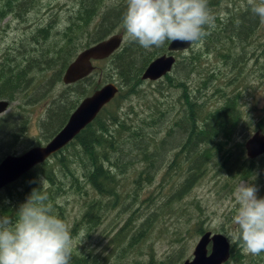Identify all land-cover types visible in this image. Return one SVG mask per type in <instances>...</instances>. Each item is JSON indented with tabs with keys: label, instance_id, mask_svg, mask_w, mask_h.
<instances>
[{
	"label": "trees",
	"instance_id": "16d2710c",
	"mask_svg": "<svg viewBox=\"0 0 264 264\" xmlns=\"http://www.w3.org/2000/svg\"><path fill=\"white\" fill-rule=\"evenodd\" d=\"M34 1L36 0L30 2L0 0V22L6 16L14 15L20 18L21 12L17 13V10L21 6H24L23 12L31 9L29 6ZM220 1L208 0V6L215 17V26L207 29L209 34L203 42H197L198 51H193L192 47L188 49L189 57H184L182 63L184 68L182 71L185 70L187 77H190L197 70L196 67L199 66L202 57L209 54L222 59L231 75L222 78L224 84L212 87L211 95L217 97L216 103L207 106L203 100L210 83L218 80L213 74L203 77L201 87L193 89L189 87L187 81L184 83L179 80L173 81L169 73L162 77L167 81L169 89L175 88L179 93L176 97L180 105L179 111L175 112L176 117L173 118L171 125H167L163 131L167 137H171L176 131L182 137L179 142H174L177 149L162 176L163 185L178 179L176 187L170 193L174 201L186 195L203 177L212 158L220 161L219 166L223 174L226 173L231 179L229 186H226L225 182L222 185V190L227 189L228 194L236 189L237 182H251L257 175L256 172L264 168L262 161L258 167L256 165L258 160L264 158V153L254 159L243 157L242 160H238L239 156L232 157V151L227 149L226 143L231 140L235 129L248 115L247 111L245 115L241 111L243 106L241 92L248 88L247 77L251 75L253 78L264 80V54L253 52L250 57L252 59L255 56V59L249 65L251 68H248L251 60L248 62L244 59L245 55L241 57L242 54L232 52L247 43V37L249 41L254 36V26L261 18L252 12L255 5L231 9L226 18H221L216 10ZM75 7L76 11L74 10L73 15L67 20L65 30L61 31L59 42L49 47L47 52H40L42 56L37 58L30 52L20 55L16 52L17 47H14L13 52H2L3 58L0 60V100H7L8 107L18 102L15 115L7 111L0 115V129L8 126L13 118H20L17 127L9 130V135L7 134L4 141L0 142V160L6 154L16 153L18 143L24 145L23 150L46 143L62 127L78 101L100 87L110 77L101 74L99 82L94 79V76L101 72L97 68L98 64L109 62L113 66L117 80L116 96L102 107L93 121L79 131L66 146L0 190V216L7 214L13 218L19 206L25 203L34 191L45 195L55 214L64 221L66 211L63 200L68 198V195L78 200L82 199L84 211L71 229L72 232L77 230L75 226H83L86 231L93 230L100 224L105 211L118 205L121 207L128 196L130 200L135 201L140 187L152 184V175L158 171L153 162L159 160L161 154L158 150L162 149L163 142H166L163 139L157 141L156 136L160 134L161 125L168 122L165 121L168 117H164L159 110L161 114L154 116L149 113L144 116L140 113L136 115L131 110L124 113L120 107L126 96L138 95L136 87L142 83L140 80L142 71L149 61L166 51L168 42L149 51L130 40L122 41L120 48L106 59L92 63L93 69L87 77L70 85L63 84L59 94H50L53 85L49 86L48 79L42 81L46 83L47 91L40 94L36 92L39 84L31 83L36 76L40 75L44 79V74L47 73L50 85L62 84L63 69L71 62L77 50L85 49L87 45L124 30L122 17L126 10V0L113 4H106L105 0H78ZM95 20L97 21L94 22ZM47 27H37L32 35L31 40L37 46L41 45L39 42L46 43L45 41L51 37ZM260 44L264 46V43ZM18 46L22 47V43L19 42ZM257 54L261 56L258 57ZM180 55L181 53H175V56ZM177 66L178 62L175 61L172 67ZM42 100L46 104L43 106V118L38 123L39 134L34 137L28 136L26 134L28 123L21 115L22 106H33ZM210 106L214 107L209 108ZM259 113L261 115L258 114L256 128L264 134V104L259 108ZM242 148L238 146L239 150ZM232 158L237 159L236 162ZM139 163L142 167L135 171L134 166ZM130 166L134 174L132 179L127 175ZM128 178L131 179L128 183L129 191L124 194L121 189L125 186L121 181ZM94 195L99 198L98 202L94 200ZM149 221L150 217L142 220L136 235L130 237L133 228L125 235L130 228L128 220L111 236L110 245L130 252V249L143 239ZM203 231L198 228L196 234L200 235ZM230 247L228 260L224 264H228V261L242 262L245 256L238 251V247L234 244ZM71 257V264H97L88 254L71 252ZM251 261L257 264L253 259ZM159 264L170 262L160 261Z\"/></svg>",
	"mask_w": 264,
	"mask_h": 264
},
{
	"label": "rangeland",
	"instance_id": "374dc122",
	"mask_svg": "<svg viewBox=\"0 0 264 264\" xmlns=\"http://www.w3.org/2000/svg\"><path fill=\"white\" fill-rule=\"evenodd\" d=\"M78 0H36L34 3L30 4L29 10L23 12V7L21 6L18 12H21L20 18L12 15L3 17L0 22V60L2 57V52H13L14 47H17L16 52L20 55H25V53H34L37 58L42 56L41 53L47 52L48 48L52 45L54 46L60 40L61 31L66 27L67 20L73 15L74 10L76 11L75 5H77ZM123 0H105L106 4L121 2ZM30 2V0H27ZM262 0H221L220 5L216 10H218L221 18H226L229 11L238 7H251L261 3ZM25 5V4H24ZM23 12V13H22ZM95 20L94 22H96ZM254 26V36H252L249 41L248 37L246 42L240 46L239 49L232 50L233 53H239L245 55L248 62V66L252 64L255 56L252 57L253 52H259L264 54V46L259 43H264V19L259 20ZM50 24V25H49ZM47 25L49 27H47ZM37 27H47L49 29V35L51 36L46 43H41L37 46L33 40H31L32 35L35 33ZM65 30V29H64ZM118 33V32H116ZM122 41L128 42L129 39L126 35L125 30L122 31ZM53 38V39H52ZM19 42L22 43V47H19ZM249 42V43H248ZM83 44V43H81ZM199 44L192 43V50L198 51ZM21 48V50H20ZM80 50H77V53ZM41 52V53H40ZM260 57V54H257ZM260 55V56H259ZM178 66L176 68L172 67L169 72V76L173 77V81L178 82L184 81L191 89L194 87H201V81L203 77H207L209 74H213L218 80L210 83L208 89H206L205 104L213 105L217 101L215 95H211L212 87L216 85H222L225 81L222 79L224 76L231 75L228 72L227 66L222 62V59H218V56L213 57L212 55H207L202 57L199 61V66L197 70L190 76L187 77L185 70L182 71V63L184 57L188 56V50L181 52L180 56H175ZM101 72L95 77L96 81L99 82L101 74H107L110 77L103 83H115L117 84L116 77L114 75L113 66L109 63L100 62L97 66ZM248 68H251L249 66ZM44 79L42 77L36 76L34 80H31L33 85L39 84L36 87V92L38 94L47 91L46 83L42 82L48 79V84L51 87L50 94L57 95L63 89V84L49 82V74H44ZM248 83L247 89L242 90L241 100L243 102L242 114L247 111V116L242 120V123L238 128L235 129L234 135H232L231 140L227 141V149H231L232 157L239 158L242 160L245 157V150L238 149V146L243 147L244 142L248 139L252 133L258 131L256 128V120L259 113V108L264 104V80H259L257 77L253 78L251 75L247 77ZM138 85L137 91L138 95L131 97L126 96V98L121 103V110L129 111L133 113L143 114L144 116L152 113L154 116L157 114H163L164 117H168L165 124L160 127V134L156 136L157 141L164 140L163 148L158 150L160 158L158 161H154V166H157L155 173H153L152 184L150 186H141L140 190L137 192L136 200H130L129 196L126 197L122 206L119 205L114 209H109L105 211L104 217L100 224L93 230L86 231L83 226H75V232H72L73 240L71 245L72 253H84L88 254L91 258L96 260L97 264H159L160 261L169 260L170 264H181L184 260L191 257V251L200 237L196 234L197 229H203L204 232L209 231L211 233H221L227 238L229 245L234 244L238 247V251L243 254L245 259L240 264H253L251 259L257 264H264V253L259 255H253L246 251L242 242L238 239V229L234 224V216L236 215L239 204L235 198V192L237 186L242 182L254 183L258 188V197H264V168H260L256 172L257 175L250 181H240L236 183V189L231 193H227V189L222 190V185L225 182L226 186H229L231 179H229L226 173L223 174V170L219 166L221 163L218 159H211L206 167V172L203 177L195 183L189 189L188 193L184 195L181 199H174L171 197L170 193L174 190L175 181H171L168 185L162 184V176L166 169L168 162L172 161L174 157V152L177 149V145L174 142H179L182 138L181 134L177 131L174 132L171 137L164 136L163 131L167 125H171L173 118L176 117L175 112L179 111V106L176 100L179 94L175 88L169 89L167 86V81L164 78H159L157 81H142ZM30 83V84H31ZM49 87V88H50ZM124 95V94H123ZM73 98V97H71ZM70 98V99H71ZM201 98V97H200ZM14 102L6 109L7 112L15 115L17 112L16 104ZM45 102L42 100L33 106H22L23 113L21 114L27 121L26 134L32 137L39 134L38 123L42 120L43 106ZM216 106V105H214ZM214 106H210L212 108ZM161 111V113L158 112ZM41 116V117H40ZM19 118V117H18ZM13 118L12 121L7 124L4 129H0V142L9 135V130H13L19 124V119ZM260 130V129H259ZM181 137V138H180ZM223 142V141H222ZM238 145V146H237ZM24 145L18 143L16 147V153L11 155H17L22 153ZM232 158V160H233ZM260 159V158H259ZM157 160V159H156ZM237 160V159H235ZM233 160V161H235ZM264 164V158L258 160L257 167ZM236 162V161H235ZM235 162H232L235 164ZM132 166L129 167L130 178L134 175L132 173ZM134 170H139L142 166L136 164ZM132 179V178H131ZM131 179H124L121 182L124 184V188L121 190L126 192L129 191V182ZM128 184V185H127ZM161 186V187H160ZM94 200H99L95 195ZM81 200L75 199L68 195V198L63 200L65 204L66 218L65 222L72 229L74 224L77 223L81 214L84 211V205ZM126 204V205H125ZM125 205V206H124ZM132 215H135L132 217ZM131 217V218H130ZM146 217H150V221L145 226L148 227L143 239L130 249V252L122 251L119 247L118 249L112 247L109 243L111 236L127 223L129 220L126 234L133 228L131 235H136L142 220ZM130 239V238H129ZM127 249V248H126ZM239 262H229L228 264H239Z\"/></svg>",
	"mask_w": 264,
	"mask_h": 264
},
{
	"label": "clouds",
	"instance_id": "9594fccd",
	"mask_svg": "<svg viewBox=\"0 0 264 264\" xmlns=\"http://www.w3.org/2000/svg\"><path fill=\"white\" fill-rule=\"evenodd\" d=\"M264 19V0L252 7ZM122 25L128 39L145 50L166 42H203L215 17L208 0H126ZM254 183L242 182L235 198L238 239L253 255L264 253V197ZM73 235L47 197L34 191L15 218L0 216V264H71Z\"/></svg>",
	"mask_w": 264,
	"mask_h": 264
},
{
	"label": "water",
	"instance_id": "95a60500",
	"mask_svg": "<svg viewBox=\"0 0 264 264\" xmlns=\"http://www.w3.org/2000/svg\"><path fill=\"white\" fill-rule=\"evenodd\" d=\"M122 38L121 30L94 44L87 45L78 53L76 52L71 62L63 69L61 83L70 85L87 77L93 69L92 63L106 59L112 52L120 48ZM191 45L190 43L168 42L167 54H160L149 61L140 75V80L156 81L168 74L175 63L173 54L187 50ZM116 93L115 83L101 84L100 87L78 101L62 127L46 143H42L40 146H30L17 155L6 154L0 160V190L66 146L79 131L90 121H93L101 108L107 105L116 96ZM7 108V100H0V115L4 114ZM243 148L246 158L254 159L260 154L262 155L264 153V134L259 130L255 131L246 139ZM199 236L191 251V257L181 264H224L228 260L231 247L224 235L203 231Z\"/></svg>",
	"mask_w": 264,
	"mask_h": 264
},
{
	"label": "flooded vegetation",
	"instance_id": "af4514ba",
	"mask_svg": "<svg viewBox=\"0 0 264 264\" xmlns=\"http://www.w3.org/2000/svg\"><path fill=\"white\" fill-rule=\"evenodd\" d=\"M190 47H191V46H190ZM190 47H189V48H190ZM189 48H188V49H189ZM188 49H187V50H188ZM183 51H184V50H183ZM185 51H186V49H185ZM177 53H181V52H177ZM163 54H167V52L165 51ZM173 56L175 57V53L173 54ZM175 61H176V57H175ZM156 81H157V80H156Z\"/></svg>",
	"mask_w": 264,
	"mask_h": 264
},
{
	"label": "bare ground",
	"instance_id": "6f19581e",
	"mask_svg": "<svg viewBox=\"0 0 264 264\" xmlns=\"http://www.w3.org/2000/svg\"><path fill=\"white\" fill-rule=\"evenodd\" d=\"M33 169V168H32Z\"/></svg>",
	"mask_w": 264,
	"mask_h": 264
}]
</instances>
